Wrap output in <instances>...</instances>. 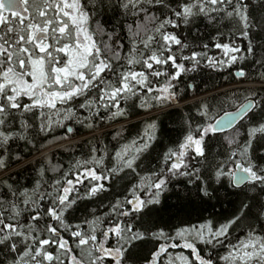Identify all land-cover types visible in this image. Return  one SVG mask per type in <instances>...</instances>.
I'll list each match as a JSON object with an SVG mask.
<instances>
[{"label": "snow or ice", "instance_id": "obj_1", "mask_svg": "<svg viewBox=\"0 0 264 264\" xmlns=\"http://www.w3.org/2000/svg\"><path fill=\"white\" fill-rule=\"evenodd\" d=\"M109 10L124 22L132 18L126 25L127 51L117 42L115 28L108 31L95 18ZM198 22L215 29L214 47L220 56L209 55L207 43H193L200 35ZM221 25H230L227 34ZM181 26L189 35L197 30L191 41L173 31ZM254 34H264V0H0V169L8 167L12 141L35 147L34 134L51 133L68 121L93 130L97 119L126 117L128 108L122 104L137 98L142 108L179 103L177 82L184 74L202 64L223 70L243 62L255 52ZM225 36L228 42L221 39ZM240 38L247 41L246 48L236 42ZM258 62L264 64V59ZM236 76L245 77L246 72L240 70ZM81 109L87 115L82 116ZM257 111L261 120L241 133L235 127L237 119ZM211 112L202 102L199 114L208 122L196 127L189 122L183 141L164 153L163 167L142 178L132 187L131 198L116 199L103 215L92 209L91 218L72 222L78 201L110 191L104 181L111 183L125 169L135 171L136 161L156 139L155 123H148L138 140L120 147L116 167L105 166V146L104 155L92 148L88 158L75 160L67 171L52 166L60 175L51 181L41 168L31 188L3 181L0 251L6 249L11 259L0 264H139L141 250L153 241L144 264H216L211 252L201 255L198 245H222L242 219L264 221V200L259 196L245 192L237 212L218 226L208 220L169 232L144 221L153 212L148 206L159 204L170 181L178 177L195 185L204 202L218 191L214 184L223 186L225 180L236 188L249 183L250 190L258 188L264 196V96L247 97L246 104L235 112L225 111L219 119ZM228 126L234 130L225 137L227 157L205 176L197 166L207 160L205 138ZM73 131L67 127V132ZM254 229L249 225L246 238L230 244L227 255L220 257L224 264H264V235ZM178 248L190 250L194 259L170 251Z\"/></svg>", "mask_w": 264, "mask_h": 264}, {"label": "trees", "instance_id": "obj_2", "mask_svg": "<svg viewBox=\"0 0 264 264\" xmlns=\"http://www.w3.org/2000/svg\"><path fill=\"white\" fill-rule=\"evenodd\" d=\"M157 14L159 15V13ZM255 15H260L259 4H257L255 9ZM95 18L108 31H112L115 28L120 37L117 42L123 43L125 51H127L129 41L127 39L126 25L131 22L132 18L124 22L122 17L112 13L110 10L97 14ZM122 24L123 26H121ZM198 24L199 39L193 41V43L195 45L207 43L209 44V55L220 56V50L214 47V37L217 35L215 29L211 26L206 27V22H198ZM229 27L230 25L227 27L221 25V31L227 34ZM173 31L182 39L191 41L197 30L193 29L191 35L187 34V30L183 26ZM221 39L224 42H228L226 36L221 37ZM252 39L255 52L247 54V58L243 62L233 64L223 70L208 68L202 64L197 71L184 74L177 82V88L180 93L179 103L185 101L179 106L167 108L174 104H164L142 108L139 106L140 99L137 98L129 100L127 105L122 104L123 107L128 108L126 117H117L112 120L97 119L95 121L97 126L93 130H89L74 121H68L65 122L64 127H54L53 131L48 134L36 135L33 130L35 147L24 140L10 142L8 145V167L0 169V188H3V181H7L9 184L21 189L24 187L31 188L40 179L39 170L41 168L46 169V179L51 181L54 175L59 176L60 172L67 171L75 160L88 158L92 148L98 150L96 155L102 156L106 146L105 166L107 168L116 167L118 162L115 158V153L120 150V147L124 144H130L134 139L138 140L143 134L146 125L155 123L157 125L156 139L152 146L142 153L136 161L135 171L125 169L118 176H114L111 183L104 181L110 191L100 193L92 199L78 201L76 211L72 214V222L78 223L85 217L91 218L92 209L96 210L97 215H103L109 211V206L116 199H123L126 196L131 198L132 187L139 185L142 178L151 177L153 173L158 172L163 167L164 153L170 148H176L178 143L183 141L189 122H191L193 127L208 122L207 118L199 114L202 102L210 106L211 114L218 119L225 111L237 110L239 106L245 104L247 97L256 96V98H259V96H264V64L258 62L264 59V48L261 47V45H264V34H254ZM236 42L242 48L247 47V41L242 38L237 39ZM240 70L246 72L245 77L236 76V73ZM236 84L244 85L233 86ZM196 97L199 98L188 101ZM155 111L160 112L148 115ZM80 114L82 116L87 115L83 109L80 110ZM102 115L108 116L110 113L102 112ZM138 117L143 118L133 120ZM260 120L261 113L257 111L255 115L250 114V117H246L243 120L240 119L235 124V127L239 128L241 133H246L248 127L255 126ZM67 127H72L74 131L71 133L67 132ZM233 130L234 128L232 127L229 130L218 131L215 135L209 134L205 138L207 160L203 161L202 165L197 164V160L192 161L193 164L201 166L203 175L208 176L214 164L227 157L228 146L225 137L229 136ZM241 138L245 139L246 135ZM70 140L73 141L67 142ZM64 142L67 143L65 144ZM62 143L63 145H61ZM256 147L259 148V145L257 144ZM253 156L257 157L258 153L254 152ZM16 157H20V159H16ZM32 157H34L32 160L16 168L19 164ZM258 162L260 161L258 160ZM55 165H60L61 168L60 172L54 174L51 167ZM14 167L15 169H13ZM214 187L218 191L214 193L212 199L204 202L198 198L195 185L189 183L186 178L178 177L172 179L167 186V191L161 195L160 203L148 206V208L153 209V212L150 217L145 216L144 221L158 224L169 232H174L177 227L199 226L208 220L213 221L214 225L218 226L226 218L237 212L241 201L245 199V192L249 197L255 195L264 200V196L260 195L258 188L250 190L251 185L249 183L236 188L225 180L223 186L214 184ZM139 194L142 198H146L145 192H140ZM245 202L252 203L251 200ZM253 211H256V209H253ZM136 223L139 225L140 220H137ZM251 224L255 225L254 230L258 235H264V221H255L252 217L242 219L233 227L229 237L222 245H217L216 247L198 245L201 255L207 256L211 252L212 259L216 261V264H224L220 257L227 255L230 250V244H238L240 240L246 238L249 225ZM154 244L155 242L153 241L143 247L140 252L139 264H144L143 257L149 256ZM170 251L173 254L189 255L191 259H194L188 249L178 248ZM9 259H11V256L7 254L6 249L0 251V262Z\"/></svg>", "mask_w": 264, "mask_h": 264}, {"label": "rangeland", "instance_id": "obj_3", "mask_svg": "<svg viewBox=\"0 0 264 264\" xmlns=\"http://www.w3.org/2000/svg\"><path fill=\"white\" fill-rule=\"evenodd\" d=\"M239 85L242 86L243 84H239ZM221 90H222V89H221ZM204 96H205V95H204ZM197 98H199V97H196V98H193V99H189L188 101H192V100H195V99H197ZM188 101H186V102H188ZM183 103H185V102H183ZM183 103L174 104V105H171L170 107H167V108H172V107H175V106H179V105H181V104H183ZM167 108H166V109H167ZM158 112H160V111H155V112H153V113H151V114H148V115H152V114H155V113H158ZM141 118H143V117H138V118H135V119H133V120H138V119H141ZM76 139H77V138H76ZM76 139H73V140H76ZM73 140H70V141H67V142H71V141H73ZM67 142H64V143L66 144ZM61 145H63V143H62ZM33 158H34V157H32V158H30V159L24 161L23 163L19 164L16 168H18L19 166H21V165H23V164L29 162V161L32 160ZM13 169H15V167H14ZM13 169H12V170H13ZM8 172H9V171H8ZM6 173H7V172H6ZM0 176H1V175H0Z\"/></svg>", "mask_w": 264, "mask_h": 264}, {"label": "water", "instance_id": "obj_4", "mask_svg": "<svg viewBox=\"0 0 264 264\" xmlns=\"http://www.w3.org/2000/svg\"><path fill=\"white\" fill-rule=\"evenodd\" d=\"M233 86H240V85L237 84V85H233ZM233 86H232V87H233ZM246 103H247V102H246ZM246 103H245V104H246ZM235 111H237V110L230 111V112H235ZM218 119H219V118H218ZM239 120H240V119L238 118L237 121L235 122V124H236ZM232 127H233V126H228L227 128H225V129H223V130H221V131L229 130V129L232 128ZM245 184H246V183H245ZM245 184H242L241 187L244 186Z\"/></svg>", "mask_w": 264, "mask_h": 264}]
</instances>
